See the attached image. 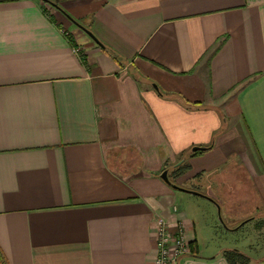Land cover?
Instances as JSON below:
<instances>
[{"label": "crops", "instance_id": "crops-1", "mask_svg": "<svg viewBox=\"0 0 264 264\" xmlns=\"http://www.w3.org/2000/svg\"><path fill=\"white\" fill-rule=\"evenodd\" d=\"M51 1L0 0V264H156L160 217L231 264L217 203L264 232V0Z\"/></svg>", "mask_w": 264, "mask_h": 264}, {"label": "rangeland", "instance_id": "rangeland-1", "mask_svg": "<svg viewBox=\"0 0 264 264\" xmlns=\"http://www.w3.org/2000/svg\"><path fill=\"white\" fill-rule=\"evenodd\" d=\"M169 169H170L168 173L169 178L174 183L188 190H191V191H196L200 193H203V191H206V187H205L206 182L202 181V179L198 180V182L192 180L190 182L180 183L179 178L182 177V174H181L183 171L181 170L182 168L173 166V167H169ZM235 169L236 167H226V170L225 172H223V174L225 173L224 175L229 176V179L231 181L236 180V182L238 183L239 180H244V179L241 177L243 176L241 173L242 171L241 168L237 167V169L236 170ZM187 193L189 194H185V195H188L189 197H193V198L205 201L204 199H202L203 198L202 196L192 194L190 192H187ZM189 205L191 206L189 207ZM257 206H258V203H254L253 201H246V200L245 201L243 200V202L240 201V203L235 202L231 206L229 205H226V206L224 205L223 207L221 206L220 215L222 217V221L220 220L218 209L216 213V216L218 217V220L221 222V224L230 231L229 235L224 238L225 240L228 239V244L231 245V248L229 249L239 250L240 252L245 254L246 257H248L247 264H255V262L251 261V257L257 258V255L259 252L257 251L258 249H255V247H261L262 245H264V232H263V235L258 234L257 231L254 230L253 223L249 222L246 225H243L244 222L249 219L247 218V216H250L251 214L257 215V218L260 217V214H257L258 213ZM186 208L188 209L190 208V210L196 209L197 214L202 215L203 218L206 217L207 208L199 205L198 203L196 204L187 203ZM260 222L262 224L264 223V220Z\"/></svg>", "mask_w": 264, "mask_h": 264}, {"label": "built area", "instance_id": "built-area-1", "mask_svg": "<svg viewBox=\"0 0 264 264\" xmlns=\"http://www.w3.org/2000/svg\"><path fill=\"white\" fill-rule=\"evenodd\" d=\"M158 255L156 264H179V259L191 253L181 224L176 232L169 230V223L162 217L158 219Z\"/></svg>", "mask_w": 264, "mask_h": 264}, {"label": "water", "instance_id": "water-1", "mask_svg": "<svg viewBox=\"0 0 264 264\" xmlns=\"http://www.w3.org/2000/svg\"><path fill=\"white\" fill-rule=\"evenodd\" d=\"M44 1H47L53 5H57L56 3H54L53 1L51 0H44ZM77 23V22H76ZM78 24V23H77ZM79 25V24H78ZM85 31L100 45H102V43L97 39V37L90 31L88 30L87 28H84ZM206 148L205 147H199V146H195L193 147V151H198V150H205ZM161 177L164 179V181H166L169 185H171L173 188L175 189H179V190H182V191H186V192H190L192 194H196V195H199V196H202V197H205L207 199H210L212 201H215V199L211 198L210 196L204 194V193H200V192H196V191H191V190H188L184 187H181L180 185L174 183L170 178H169V175H168V170H164L162 173H161ZM217 203V202H216ZM217 207H218V211H219V216H220V220L222 221V217H221V205L219 203H217Z\"/></svg>", "mask_w": 264, "mask_h": 264}, {"label": "trees", "instance_id": "trees-1", "mask_svg": "<svg viewBox=\"0 0 264 264\" xmlns=\"http://www.w3.org/2000/svg\"><path fill=\"white\" fill-rule=\"evenodd\" d=\"M200 151H197L196 153H199ZM223 255L228 259V261L231 264H247L248 262V257H246L245 254L238 250H225L223 251Z\"/></svg>", "mask_w": 264, "mask_h": 264}]
</instances>
